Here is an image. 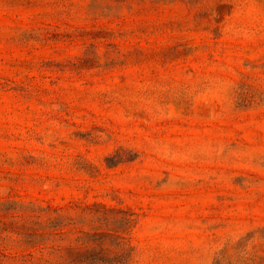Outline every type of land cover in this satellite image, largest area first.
Masks as SVG:
<instances>
[{
    "label": "rangeland",
    "instance_id": "rangeland-1",
    "mask_svg": "<svg viewBox=\"0 0 264 264\" xmlns=\"http://www.w3.org/2000/svg\"><path fill=\"white\" fill-rule=\"evenodd\" d=\"M0 264H264V0H0Z\"/></svg>",
    "mask_w": 264,
    "mask_h": 264
}]
</instances>
